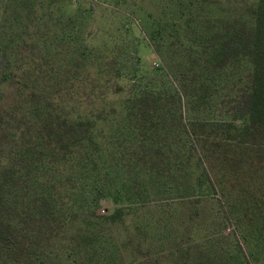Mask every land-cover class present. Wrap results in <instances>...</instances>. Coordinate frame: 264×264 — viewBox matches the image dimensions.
Instances as JSON below:
<instances>
[{"label":"trees","instance_id":"16d2710c","mask_svg":"<svg viewBox=\"0 0 264 264\" xmlns=\"http://www.w3.org/2000/svg\"><path fill=\"white\" fill-rule=\"evenodd\" d=\"M129 1L115 3L125 6ZM251 5L249 26L242 27L236 18H228L226 25L230 16L208 18L213 33H189L188 42L177 46L183 59L175 63L168 58L152 70L144 69L140 59L123 48L131 70L121 68L119 60L113 67L102 61L99 79L57 76L52 77V86L44 83L27 91L24 78L15 77L10 66L3 68L0 62V81L9 78L21 89L14 103H4L0 93V264H65L53 262L59 251L68 259L66 264L91 262L84 260L79 244L70 248L58 245V240L78 217H98L102 200L111 203L103 208L113 210L111 218L122 216L129 207L122 204L132 194L122 196L118 179L123 177L125 185L172 166L166 155L159 159L160 151L154 160L153 153L142 149L167 133L193 139L189 148L177 149L188 154L186 171L192 168L193 154L202 168L185 194L199 201L210 187L214 190V143L228 138L234 149L247 152L245 136L264 124V0ZM182 10L171 20L178 33L181 21L189 29L198 21ZM70 15L67 30L63 29L68 37L73 32ZM88 48L80 43L78 50L86 56ZM158 48L163 51L160 43ZM107 67L113 68L109 78L101 75ZM126 79L128 87H116L117 81ZM34 92L42 98H34ZM217 95L221 96L215 99ZM249 98L253 104L245 107ZM254 146L259 149L248 150L264 151V143ZM89 237L93 255L107 246L101 232Z\"/></svg>","mask_w":264,"mask_h":264},{"label":"rangeland","instance_id":"374dc122","mask_svg":"<svg viewBox=\"0 0 264 264\" xmlns=\"http://www.w3.org/2000/svg\"><path fill=\"white\" fill-rule=\"evenodd\" d=\"M191 1L131 0L120 6L115 0H0V62L3 68L9 65L15 77H23L27 91H31L35 85L52 86V77L57 76L61 79L78 74L99 79L102 61L113 67L119 60L121 68L131 70L133 66L123 59V48L140 59L144 69L158 68L157 63L164 64L168 58L177 63L183 59L177 46L188 42L189 33L215 31L209 29L208 18L230 16L226 25L236 18L242 27L253 22V0H194V5ZM183 8L198 21L191 29L181 21L178 33L171 20ZM70 13L74 19L72 37L63 31L71 22L66 18ZM80 43L89 46V55L80 54ZM114 54L117 57H112ZM112 69H103L101 75L109 78ZM15 82L9 78L0 81L4 103L18 99L21 89ZM129 82L126 79L115 84L121 88L128 87ZM33 97L42 98L39 92ZM73 99L77 102L76 97ZM243 104L250 107L252 98ZM191 140L167 133L159 141L144 145L142 149L153 153L154 160L160 151L159 159L166 155L172 166L153 170L151 177L137 176L125 185L124 178H119L117 189L122 196L132 194L122 204L129 206L124 207L122 216L111 218L113 210H103L111 203L102 200L96 210L98 217L75 219L58 245L72 248L79 244L84 260L91 261L84 264H106L105 260L108 264H264V151L248 150L259 149L254 145L264 143V124L255 125L245 136L242 144L247 152L234 149L228 138L214 143V190L210 187L199 201L185 194L202 174L199 160L193 154L192 168L186 171L188 154L177 149L191 146ZM181 162L184 167L179 168ZM100 232L107 246L93 255L89 236ZM59 256H54L53 262H68L61 251Z\"/></svg>","mask_w":264,"mask_h":264}]
</instances>
